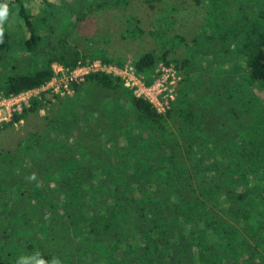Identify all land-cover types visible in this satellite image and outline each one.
<instances>
[{
    "label": "trees",
    "instance_id": "1",
    "mask_svg": "<svg viewBox=\"0 0 264 264\" xmlns=\"http://www.w3.org/2000/svg\"><path fill=\"white\" fill-rule=\"evenodd\" d=\"M160 1L110 0L104 7L152 9ZM190 1L197 7L204 1L209 11L190 38L169 36V7L148 31L158 54L136 51L137 37L119 41L135 48L131 66L148 85L159 63L180 74L165 46L181 45L185 59L198 57L201 72L208 61L204 39L216 38L209 63L221 81L208 86L198 72L182 75L170 109L157 114L118 78L89 73L69 84L71 98L42 92L0 124L1 132L56 99L60 104L42 118L39 132L0 150V231L13 241L7 247L0 237V264H264V102L253 91L264 92V0ZM230 2L234 12L226 8ZM0 12V19H21L27 33L13 43L0 22L4 96L39 88L52 63L67 69L94 59L119 68L125 63L100 45H69L68 29L62 47H51L43 16L23 0H1ZM125 20L139 22L131 14ZM49 21L63 26L52 9ZM251 35L260 40L255 51L244 47ZM145 116L151 121L143 138L137 130Z\"/></svg>",
    "mask_w": 264,
    "mask_h": 264
},
{
    "label": "rangeland",
    "instance_id": "2",
    "mask_svg": "<svg viewBox=\"0 0 264 264\" xmlns=\"http://www.w3.org/2000/svg\"><path fill=\"white\" fill-rule=\"evenodd\" d=\"M7 1V0H3ZM12 1V0H8ZM50 3V7L47 8L46 4L42 0H23V3L30 11L35 15L43 16V22L45 25V32L43 38L46 39L51 47L61 48L62 38L64 34V29H68L69 36L67 42L69 45H76L80 50H90L96 45L107 50L110 55H117L121 59H127L134 53V47L122 45L120 39L126 38L128 36L137 37L134 41V46L138 47L136 51H146L153 49L157 54L160 52V46L157 44V40H152L148 35V31L154 29V19L156 15L162 10H166L169 7L174 9L172 13L173 16V26L168 32L169 36L173 34H178L184 38H190L198 29V27L204 23V18L208 15V10L205 6V2L201 1L199 6H194L190 0H161L160 2L152 3V9H149L145 4H132L131 6H126L124 9L118 8H105L104 6L110 0H46ZM261 1V0H259ZM76 3V4H75ZM93 5L98 8V11H90L85 13V7L81 6ZM231 11L236 10V2H230L227 7ZM50 9L56 12L57 19L63 25L61 28L54 27L51 22H48V13ZM222 10V9H221ZM16 13V12H15ZM131 14L134 18H137L139 22H132L130 25L126 22V17ZM0 15L1 12H0ZM227 12L224 8L220 14V19H222ZM0 22L4 24L9 32L13 43H17L21 37H26V29L23 26L21 19H18L14 15L0 19ZM125 29L129 32L126 34ZM94 41L95 44L89 43ZM206 42L204 44L202 55L208 58V61L204 67V70L199 72L198 68L200 61L198 57H192L185 59L184 50L182 47H177L174 51L171 46H165L169 50L168 58H176L180 66V77L184 74L200 73L201 76L206 80L209 86L212 80L221 81V75L217 74L216 67H213L209 60L212 57V46L216 44V38L214 40L204 39ZM141 42V45L138 44ZM260 44V40L256 36H247L244 42V47H250L253 51L257 49ZM174 46H177L174 44ZM175 48V47H174ZM38 48H34L35 53ZM241 66L243 62L239 61ZM222 68V65L220 66ZM257 96L264 102V92L259 88H254L253 90ZM115 97L114 94H111ZM108 96V94L104 95ZM63 97L59 98L62 101ZM53 106L42 107L38 114L32 117L23 119L21 122L16 123L6 130L0 132V150L11 149L15 144L24 138L28 133H37L41 128L42 118L46 115H50L53 109L59 107L58 99L53 103ZM125 107L128 108V103L125 101ZM128 106V107H127ZM180 111V110H179ZM183 112V110H181ZM143 126L140 127L137 132L146 138L149 131L147 125L150 123L151 119L149 117H143ZM220 150H224V145H220ZM157 179V177H155ZM0 237L4 241V246H11L13 241L8 238V235L2 230L0 231ZM217 260V257L214 256Z\"/></svg>",
    "mask_w": 264,
    "mask_h": 264
},
{
    "label": "built area",
    "instance_id": "3",
    "mask_svg": "<svg viewBox=\"0 0 264 264\" xmlns=\"http://www.w3.org/2000/svg\"><path fill=\"white\" fill-rule=\"evenodd\" d=\"M50 68L52 71L50 79L39 88L8 96L0 92V124L9 122L13 113H19L23 107H27L30 98L40 99L42 92H48L58 98H71L73 90L69 88V84L82 83L89 73H103L118 78L121 86L134 97L150 104L157 114H164L174 101L181 78L172 64L159 63L155 68L156 78L146 85L142 75L132 68L130 57H127L122 68L101 63L97 59L78 62L72 69L58 63H52Z\"/></svg>",
    "mask_w": 264,
    "mask_h": 264
},
{
    "label": "crops",
    "instance_id": "4",
    "mask_svg": "<svg viewBox=\"0 0 264 264\" xmlns=\"http://www.w3.org/2000/svg\"><path fill=\"white\" fill-rule=\"evenodd\" d=\"M1 1V0H0ZM12 16V15H11ZM15 16V15H14ZM22 120H20L19 122H21Z\"/></svg>",
    "mask_w": 264,
    "mask_h": 264
}]
</instances>
